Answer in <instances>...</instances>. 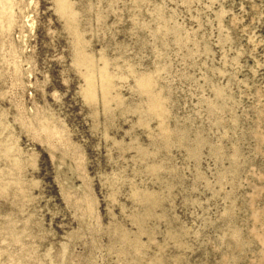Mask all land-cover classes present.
Segmentation results:
<instances>
[{
    "label": "rangeland",
    "instance_id": "1",
    "mask_svg": "<svg viewBox=\"0 0 264 264\" xmlns=\"http://www.w3.org/2000/svg\"><path fill=\"white\" fill-rule=\"evenodd\" d=\"M0 264H264V0H0Z\"/></svg>",
    "mask_w": 264,
    "mask_h": 264
}]
</instances>
